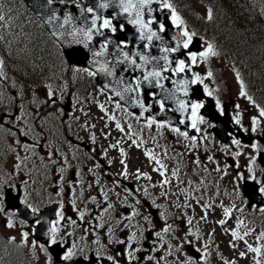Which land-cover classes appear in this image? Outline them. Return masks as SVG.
Segmentation results:
<instances>
[{
	"label": "snow or ice",
	"instance_id": "6c2138e0",
	"mask_svg": "<svg viewBox=\"0 0 264 264\" xmlns=\"http://www.w3.org/2000/svg\"><path fill=\"white\" fill-rule=\"evenodd\" d=\"M64 3L65 0H60ZM54 0H47L48 5H52ZM118 8L117 15L127 18L129 24H131L139 34L140 41L145 42L144 48L150 49L154 41L160 42V51L163 55L156 57L150 56L141 51L128 52L122 49L128 48L127 43H121L117 45L116 58L112 60H105L103 62L96 59V57H103L108 50V44L111 41H106L100 47L99 51H92V65L95 70H89L87 68H77V72L83 71L89 77H97L103 74L104 77L110 78L107 83L103 84L100 88L101 95L111 93L107 96V101L113 104V109L110 110L106 107L105 103L93 99V103L99 109L100 121H103V126L99 129L103 140H109L112 133L111 131H104L109 129L114 124V128L117 133L123 134L126 137V141L123 139H117L116 143L109 144L108 147L117 149L119 152V163L122 166V171L118 175L127 179L130 175L129 165L126 162L128 153L124 147H121L122 143L127 142L129 147L141 148L146 141L139 135L137 129H135L129 119H125L124 123L118 118L117 112H121L124 117L134 119L139 123L145 118V113L152 110V106L145 103L143 99L142 86L147 85L150 88H157L160 90L159 98L157 93L151 94L152 101L158 105L159 113L163 114L166 111L179 112L182 118L179 120L180 125L187 124L191 130L197 134L201 133V125L208 123L205 118L200 114V110L204 108L202 101H193L184 99L189 96L190 85H204V93L207 96H214V93L218 89H209L204 84L205 79L213 77V72L209 70L205 77H201L199 73L193 72V67L199 66V64H207L212 58L218 57L220 52L217 50L216 45L212 42L205 41L206 47L203 51L197 53L187 51L194 43V38L198 36L196 31L190 30L187 22L181 16V14L174 7L171 0H101L97 5L100 9H108L109 6ZM153 5H157L154 8ZM77 8L80 9L81 15L91 14V22L87 27H77L74 25V17L71 14L64 16L62 23H56L61 19L55 12L49 15L45 19V23L53 26L54 30L51 35L56 38L57 41L66 42L69 45L82 44L85 48H88L92 42L93 35H104V31H110L115 34L117 32V26L113 24V18H104L98 15L94 7H81L77 4ZM167 10L170 14V22L176 33L171 37L174 42V46L168 47L163 37L160 35L166 31L165 24L159 22L153 15L154 12H163ZM206 20L208 22L213 21L214 14L211 7L207 8ZM85 20L87 18L85 17ZM99 21V23H98ZM154 25H158V28H154ZM6 16L0 9V27H9ZM70 29V30H69ZM119 30L123 31L124 26L120 25ZM4 37L0 35V40ZM203 40V37H200ZM184 50L187 54V62L184 59L170 60L169 55ZM139 58L140 63L137 62ZM161 61L163 63L161 64ZM175 63V67H173ZM111 65V66H110ZM119 65H125V71L129 69L136 71L139 70L142 76L136 77L134 81L126 82L123 76H117V67ZM151 65V70H147V66ZM6 61L3 57H0V81L7 79L5 74ZM171 73V77H180L186 72L192 73L191 80L187 78L172 79L171 83L173 88L171 90L165 88L163 81L169 80L170 77L164 75V73ZM236 80L239 82V96L246 98L248 102L258 110V116L251 117V132L256 133L260 130L262 120H264V106L259 105L253 97L246 90V85L239 71H236ZM46 96L43 104L56 103V92L51 85L46 84ZM68 90L67 82L60 88L61 97ZM33 95H35L33 93ZM168 102L173 103L175 106L166 108ZM83 101L78 97L76 104H82ZM127 105V106H124ZM51 106V105H49ZM18 107H20L18 105ZM129 107L140 109L139 114H135L129 111ZM216 107L220 115H224V108L219 99H216ZM237 113L233 117V122L239 125L245 132L248 131L244 128L242 121V114L239 111L240 105H236ZM78 111L83 117L90 119L91 110H85L84 107H80ZM61 115H63V109H60ZM11 123L13 125L17 123L23 124L20 128H8L7 131L14 138L11 144L8 145V151L14 155L11 160V170L14 173L24 171L27 167L26 162L30 157L26 153L37 154V149H43L44 144L41 140L44 139V128L46 124L42 125L38 123L40 119L39 110L37 109L35 119L31 114L24 113L23 115L16 113H9ZM75 122L79 123V127L84 131L89 132V139L92 144L97 142L96 132L91 129H96V123L81 122V116L73 115ZM157 130V134L163 138L164 133L161 130L167 129L173 133L177 138H182L184 142V150H176L175 155L169 153V149L165 146L157 153L154 149H144L143 155L147 158V161L153 165L151 171L156 173L158 180H154V177L147 172H143L140 169H136L134 173L137 180H145L149 183L142 185L141 187L130 189L128 187L123 188L124 195H121L120 191H117L121 187L120 181L113 182V187L107 188L100 180L99 175L96 173L97 169H102L104 165L100 160H97L95 156L89 155L88 159L94 161L93 165L87 169V172L94 177V180H90L85 183L83 170L77 169L73 172L74 179L67 180V186L70 190L69 203L72 210L77 213V219L72 217H66L65 204L63 202V194L65 191L64 184L67 178L66 174L69 169L73 168L69 156L60 151L59 149H50L46 155L47 159L58 167V180L54 187H58L56 195L61 197L56 203L59 205L56 211V219L53 221H47L40 216V208L29 203L28 194L26 193L24 199L21 201L32 213L36 219L34 225L39 226L41 224H48V228L45 232L47 236V246L44 244H37V241L31 242V249L34 251L39 247L40 251L45 254V264H53V256L49 249L53 251V246L59 245L64 247L66 241L62 230L64 227L71 226L73 228L80 227L82 224H87L84 228V233L80 237L81 241H84L87 236L92 237V245L95 248L92 250V254H89L88 248L83 243L71 242L70 246L66 247L62 254L58 255V260L65 262V264H121L122 257L124 264H208V258L210 256L209 243L205 241L202 247H196L195 241L203 239L201 229L198 227L201 222H204L206 226H209L210 216L214 211L219 209L222 212V218L214 221L216 225L224 229V232L231 236L229 241V247L235 251L236 241H243L247 247L248 253H254V264H262V257H264V250L262 247H253L246 240V237L251 235L255 229H248L244 219L235 217V227H225L229 224L230 220L234 219V213H243L244 209L239 208L236 203L225 204L223 201H216V197L220 196L219 184L213 181H209L208 177L211 176L212 171L216 173H222L219 176V180H223L229 175L227 171L228 165L221 168L219 163L213 156H207V162L215 165L210 171L207 163L201 160L199 154L192 155L203 147L204 140L207 136L198 137L197 135H190L188 131L181 130L180 127L173 126L172 123L167 121H158L155 116L148 117L146 119L143 128ZM213 125H209L212 127ZM143 128L140 131H143ZM68 130H72V125H68ZM0 131H5L3 122L0 121ZM24 137L25 139H21ZM135 137V138H134ZM29 139L31 142H29ZM67 139V138H65ZM153 143L157 148L161 146L157 142L155 137H152ZM46 142V141H45ZM70 146L72 141H67ZM232 145L237 149L245 147H251L254 153L261 151L260 145L252 143L251 145L242 144L240 139L235 137L231 140ZM19 149V150H18ZM22 150L25 155H21ZM225 153L231 150L225 146ZM207 151V149H205ZM96 149L92 148L90 153H95ZM233 158L240 157L242 151H235L231 153ZM53 156H58L59 159H53ZM108 150L105 148L101 152L102 158H107ZM191 156L190 164L184 163V159ZM5 157H0V161ZM41 162L44 160V156H40ZM72 159H77L75 153L72 155ZM175 161L174 167H169L165 161ZM257 157L251 156L247 167L248 180L255 181L259 185L258 191L261 195H264V180H260L255 172V165ZM112 160H108V166L111 167ZM3 164L0 163V171L3 169ZM47 167V165H45ZM239 164H236V168H239ZM203 168V173L201 172ZM245 181L243 172L237 171L233 177L232 184L234 185L231 193L225 192V195H229L233 198L240 197L239 185ZM27 184V181H22ZM97 189V195H86L85 188L91 190L93 187ZM77 188L80 189L77 192ZM158 190V194L156 191ZM115 197V199H113ZM129 197L134 201L129 203ZM5 199L4 185L0 184V214H4L7 217L5 227L12 229L17 227L14 220L16 216L15 211L6 212L3 207ZM84 204L83 207H78L77 201ZM88 204L95 206L93 210L88 208ZM129 209L130 211H125ZM174 209V211H173ZM199 209V212L197 211ZM261 213H264V207L259 208ZM87 217V219H86ZM198 217V218H197ZM180 221V223H178ZM20 225L27 227L26 221H20ZM183 225V228H182ZM183 229H186L184 231ZM241 229H245L241 233ZM215 227H210L208 232V240H214ZM182 233V235H181ZM123 234V235H121ZM150 234L151 239H149ZM66 235L71 237L73 232H67ZM21 243L25 246L28 245L29 232L24 231L20 233ZM194 238V239H193ZM264 240V232H261L257 236V242ZM145 241L151 245V247L145 246ZM176 241V243H173ZM16 238L11 237L9 243H15ZM113 245L124 246L118 251H114ZM185 245L191 246L193 255H189L187 251H184ZM90 247V246H89ZM218 247V246H217ZM146 253V255H140ZM241 259H245L246 253L241 251L238 253ZM171 258V259H170ZM223 264H237L236 260H228L221 257Z\"/></svg>",
	"mask_w": 264,
	"mask_h": 264
},
{
	"label": "flooded vegetation",
	"instance_id": "af4514ba",
	"mask_svg": "<svg viewBox=\"0 0 264 264\" xmlns=\"http://www.w3.org/2000/svg\"><path fill=\"white\" fill-rule=\"evenodd\" d=\"M164 75H167L172 79L171 73H164ZM151 96V94L149 95ZM215 102V107H216V98H214ZM203 103H205V100H201ZM43 99H41L40 95H33V94H16L12 93L10 95L8 94H0V121L3 122V127L5 131H0V157H5L0 163H2L3 169L0 171V184L4 185V191L7 189H10L12 193V196H15V194H20V202L24 199L25 194H28V200L29 203L33 204L34 206H37L40 208V213H42L44 210L47 208H50V214L46 217H44L45 220L47 221H53L56 219V211L59 208V205L56 203L57 200H60L61 197L56 195V192L58 191V187H54V185L57 184L58 180V167L57 165L52 164L48 159L46 153L50 149H59L60 151H65L66 154L69 156L71 163L73 165V168L69 169L66 176L65 184H64V194H63V202L65 204V215L66 217H72L73 219H77V222H79L77 213H75L71 205L69 203L70 199V190L68 189L67 186V180L68 179H74L73 177V172L77 169L83 170V176L85 183L87 184L88 181L94 180V177L87 172V169L91 167L94 163V161L88 159L89 155L95 156L97 160H100L101 163L104 165L102 169H97L96 173L99 175L100 180L107 188L113 187V182L116 180L120 181L121 187L117 189V191L121 192V195H124L123 188L128 187L130 189H135L138 187H141L142 185H146L149 182L145 181L143 179L137 180L134 175L131 173H134L136 169H140L143 172H147L150 175L154 177V180H158V176L156 173H153L151 171L153 165H151L148 161L147 158L144 156L141 161L140 157V148H135V147H129L128 143H122L121 147H124L125 151L128 153L127 157V163L129 165V172L130 175L127 179L123 178L122 176L118 175L122 171V166L119 163L120 156L119 152L117 149H112L109 148L108 145L116 143L117 139H123L126 141V137L123 136V134L117 133L114 126H110L109 129H104V131H111L113 134L109 138V140H103L102 135L99 132L100 128H96L93 130V132H96L97 134V142L96 144H92L90 139H89V132H84V136H76L74 137H67V140L72 141L71 147H68L67 141H62L58 136L55 137V141H50L48 145H46V140H45V128H44V139L41 140V143L44 144L43 149H37L36 153H26L30 159L26 162L27 167L24 169V171H21L19 173H14L11 170V160L13 157V153L8 151V145L12 143L14 138L11 136V134L7 131L8 128H20L23 127V124L17 123L13 125L11 121V116L8 115L9 113L16 114L19 112V114L23 115L24 113L31 114L32 118L35 119L37 109L39 110V115L40 119L38 120V123L44 125V104L42 103ZM224 112H226L225 118H230L232 123L233 122V117L237 113V108L235 107V104L231 103H221ZM18 105L20 107H18ZM217 109V107H216ZM218 110V109H217ZM219 112V111H218ZM220 115V114H219ZM205 118V117H204ZM219 117L217 118V120ZM205 120L208 122L206 124L201 125V133L195 134L198 137H203L207 136V139L204 140L203 147L200 148L197 152L192 153V155L199 154L201 157V160L204 163H207V166L209 170L211 171L215 165L207 162V156L208 155H213L215 159L219 160L221 157L220 151H221V143L219 141V137L215 135V129H218L217 124L214 121H210L207 118ZM132 123H137L134 119L131 120ZM221 120H219L220 122ZM146 121L139 122V127L138 125L134 127L137 129L139 132V135L146 141L145 144H150L151 149H154L157 153L161 151L163 147H167L169 149V153L171 155H175L176 150H184V142L182 138H177L173 133L168 131L167 129L161 130L164 133V137L161 138L157 134V130L155 129V126L153 129H147L143 128V125L145 124ZM209 125H213L212 127H209ZM143 128V131H140V129ZM247 128L248 131L245 132L241 127V131L246 134V136L243 133H237L233 132V134L230 136V139L228 143L223 144L227 146L231 151L237 150V148L234 145H230L231 140L233 137L240 139L242 144H249L251 145L252 143H257L260 145L261 151L263 150L262 145L259 142V135L256 133L251 132L250 127H245ZM152 137H155L159 145L161 146L160 148H157L156 145L152 141ZM22 140L25 139L24 137H20ZM135 138V137H134ZM29 142L31 140L29 139ZM92 148L96 149L95 153H90V150ZM108 150V156L107 158H102L101 157V152L104 149ZM251 148V147H250ZM207 149V151H205ZM19 150V149H18ZM21 151V155H25V153ZM260 151V152H261ZM75 153V156L77 159H72V155ZM259 153V152H258ZM256 153V154H258ZM44 156L43 162H41L40 156ZM58 156H53V159H56ZM108 160H112V165L111 167L108 166ZM191 161V156H188L184 159V163L190 164ZM220 165L221 168H224L221 166L222 161H217ZM223 162H233L234 161H223ZM165 163L169 165V167H174L175 166V161H168L166 160ZM249 161L245 163V166H240L239 168L234 169L233 173L236 174L237 171L243 172L244 176L248 180V172H247V167H248ZM47 165V167H45ZM201 172L203 173V168H201ZM255 172L257 177L260 180H264V168L261 167L260 165H255ZM222 173H216L215 171H212L211 176L208 177L209 181L216 182L220 185L221 181L224 183H230L229 181L233 180L229 178L228 176L225 177L223 180H219V176ZM232 175V174H231ZM22 181H27V184L23 183ZM251 181V180H249ZM255 182V181H254ZM259 186V185H258ZM80 189L77 188V192H79ZM158 194V190H154ZM85 193L86 195H97V189L94 186L91 190H88L85 188ZM264 196V195H263ZM219 197V196H218ZM218 197H216V201L218 202ZM115 199V197H113ZM231 199V198H230ZM129 203H133L134 201L132 200L131 197H129L128 200ZM24 205V204H23ZM78 207H83L84 204L81 203L79 200L77 201ZM25 206V205H24ZM90 210H93L95 208L94 205L88 204L87 205ZM3 207L6 208L5 203L3 202ZM26 207V206H25ZM27 208V207H26ZM27 210L30 212V210L27 208ZM250 210H259V208H256L255 206H252ZM125 211H130L129 209H125ZM174 211V209H173ZM199 212V209H197ZM11 212V211H10ZM31 213V212H30ZM215 214V215H214ZM214 214L210 216L209 220V225L210 227H215L216 230H220L221 228L214 223L215 221V216L216 219H219L222 217L221 211L217 209L214 211ZM17 215V213H16ZM198 218V217H197ZM36 217H32V221L34 223V220ZM87 219V217H86ZM27 222V221H26ZM180 223V221H178ZM26 231L29 232V235L32 234L33 228L35 225H30L27 222V227L22 226ZM87 227V224H82L80 227L73 228L71 226L64 227L62 230V235H64V239L66 241L64 247H58L59 251H64L66 247L70 246L71 242L75 241L76 243L80 244L83 243L86 248L89 250V254H92V250L95 248V245H92V237L87 236L84 241H81L80 237L82 235H86L84 233V228ZM201 229V234L203 236V239L200 241H195V246L196 247H202L203 243L207 241L210 245L209 247V252L210 256L208 258V264H223V260L221 259V256H219L216 251H217V246L218 244H226L229 243L226 238H220L218 235L214 236V240H208V232L210 231V227L206 226L204 222H201L200 225H198ZM183 228V225H182ZM263 228L264 229V222H262V225L260 226L259 229ZM186 231V229H183ZM67 232H73V235L71 237H68L66 235ZM123 235V234H121ZM149 239H151L150 234ZM182 235V233H181ZM194 239V238H193ZM173 243H176V241H173ZM40 245V244H38ZM90 246V247H89ZM145 246L151 247L150 244L145 241ZM114 251H118L122 249L124 246L120 245H113L112 246ZM39 248V247H37ZM191 246L185 245L184 251H187L189 255V249ZM64 249V250H63ZM140 255H146V253H141ZM118 259H121V264H124V261L122 257H118ZM171 259V258H170ZM60 264H65V262L61 261ZM94 264V261H93Z\"/></svg>",
	"mask_w": 264,
	"mask_h": 264
},
{
	"label": "trees",
	"instance_id": "16d2710c",
	"mask_svg": "<svg viewBox=\"0 0 264 264\" xmlns=\"http://www.w3.org/2000/svg\"><path fill=\"white\" fill-rule=\"evenodd\" d=\"M19 1V0H17ZM178 6L186 8L188 13L191 14V1L192 0H174ZM205 4L213 9L214 19L213 30L223 36L228 45V50L235 56L238 61L243 65L256 66L260 55L264 49V0H202ZM3 13L9 18L11 22H15L17 16L20 18H26L27 25L25 30L33 31L39 34L43 40L39 41V36L34 35L31 38L34 39V43H29L32 47L28 51L27 58L34 59V62L25 65V61L20 54L8 52V57L13 58L14 65L18 67H12L11 72L19 77L22 76H36L43 79L50 74L49 65L54 64L56 57L58 61H61L62 56L59 53L58 47L50 40L44 29L40 26L37 20L27 11L26 8L18 10L12 8V4L8 3L3 10ZM212 28H209L211 31ZM21 31H24L21 25ZM46 37L52 43L53 50H51L50 44L45 45L43 48V41ZM25 40V38H23ZM262 45L263 49L259 47ZM262 50V51H261ZM234 57V58H235ZM11 58V59H12ZM248 69V68H247ZM52 70V69H51ZM3 260H6L7 255L2 253ZM11 264H21L20 260L13 255Z\"/></svg>",
	"mask_w": 264,
	"mask_h": 264
},
{
	"label": "rangeland",
	"instance_id": "374dc122",
	"mask_svg": "<svg viewBox=\"0 0 264 264\" xmlns=\"http://www.w3.org/2000/svg\"><path fill=\"white\" fill-rule=\"evenodd\" d=\"M186 9V8H185ZM200 13V17H204V15H206V11H207V7L204 5H198L197 10ZM196 17V16H195ZM194 17V19H195ZM185 20L187 21L188 24L192 25L191 23L194 24L193 21H190V19L185 18ZM205 45V41H203V48ZM259 47H263L262 45H260ZM219 49V48H218ZM263 49V48H262ZM223 49H219L218 51L221 52ZM212 67H207V64L201 63L199 64V68H195L196 71L201 72L206 70V73L204 75H202L201 77H205L207 75V72L209 70H213L215 71L216 76H219L220 78H217L218 80V84H216L214 86L213 89H218V94H219V98L221 99L222 103H233L235 104V107L237 104L240 105V109L239 111L242 114V121L245 124L251 123V117L252 116H258V110L256 108H253L251 106V104L246 100V98H242L239 96V89H240V85L239 82L236 80V71H239L241 78L243 77V75H248V77H250V75H252L253 78L252 82L254 83L253 85H257L259 86L260 84H263L264 87V69L261 72V78L260 75L258 73H253V72H249V71H244L241 68L238 69L234 66V63L230 60V58L226 55V53H220V55L218 57L212 58L210 60ZM59 71H62V68H59ZM243 79V78H242ZM61 86H63V84H57L58 89L60 90ZM212 89V88H211ZM263 97V96H262ZM245 100V103H244ZM264 101V99H263ZM65 102V100H64ZM63 102V103H64ZM63 105V104H62ZM254 109V110H253ZM48 120L49 124H48ZM46 121L47 124V128L46 131L47 132H55L57 129V127L55 126V122H54V117L50 118ZM55 128V129H54ZM202 130V129H201ZM264 130V120H262L261 125H260V130L259 133H261ZM224 147L221 149L220 153H221V158L223 161V157L225 156V151L223 150ZM242 155L239 157L238 161H243V162H247L250 159V157L252 156V152L248 149V148H244L242 150ZM243 164V163H242ZM230 183H224L221 181V185L225 188H227L226 192L231 193L234 185L231 183L232 181H229ZM239 191H240V197L239 198H233L231 197V200H233L232 202L236 203V205L239 208H243L244 212L243 213H239L236 212L234 213V221H235V217H240L241 214L244 213H248V215H251V217H253L254 215H259L258 211H247L246 209V203L245 200L242 197V192H241V185H239ZM228 196V195H227ZM226 205L228 204V202H224ZM258 220H263L264 221V216H262V218L260 216L256 217ZM15 220V219H14ZM257 220H253V222H256ZM7 222V217L2 214L0 215V228L2 231V234L4 237H6L7 239L10 240L11 237H15L16 238V242L14 243L18 248H20L22 246L21 243V236L20 233H22L20 225H17V227L12 228V229H8L5 227V224ZM251 228V227H249ZM217 234L220 238H224V230H218ZM231 237L230 235L227 234V238ZM248 238V242L251 243H256L257 240H255L253 237L249 236ZM263 242V241H262ZM236 249L235 251L228 250L226 245H222L224 248V254L229 258L234 257L237 261V264H254V258L251 260L249 257L245 258V259H241L238 255L239 252L243 251L246 253V256L250 255V253L247 252V247L244 244L243 241H236ZM264 244V242H263ZM229 245V244H228ZM262 259V264H264V257L261 258Z\"/></svg>",
	"mask_w": 264,
	"mask_h": 264
},
{
	"label": "water",
	"instance_id": "95a60500",
	"mask_svg": "<svg viewBox=\"0 0 264 264\" xmlns=\"http://www.w3.org/2000/svg\"><path fill=\"white\" fill-rule=\"evenodd\" d=\"M24 1L29 3L31 10L34 11L42 19V21L44 23H45V19L49 15H51L53 12H55L58 16L61 17V19L59 21H57L56 23H62L64 16L67 14H71L74 17L73 23L77 27H87L88 24H90V22H91V21L85 20V17L90 18V16H88L87 14L82 16L80 9L74 11L71 5L63 6V5H61L59 3H55V2L52 5H48L47 0H24ZM99 3H100L99 1L94 2L95 10L97 11V14L98 15H107V12L105 9H100L97 7V5ZM77 12L79 13V16L76 15ZM114 12H115V14H117L116 12H119V9L117 8V10H114ZM153 15H154V13H153ZM120 17L124 18V19L118 18L121 20V22L124 23L125 21H127L126 17H124V16H120ZM46 26H47V29L52 33V31L54 30L53 26L48 25V24H46ZM124 35L126 37V41L128 42L129 47H132L133 50L126 48V49H122L123 51H128L130 53L136 52V51H141L143 53H146L147 55L156 56V57L163 55V53L160 51L161 45H160L159 41H154V43L150 49H145L144 48L145 42H142L139 40V38H138L139 34L137 33L136 29L133 26L129 27L127 32ZM160 35L163 37L164 41L167 43V40L164 38V36L162 34H160ZM120 36L121 35L118 34L117 37H107L105 34V31H104V35H102V36L94 34L92 42L88 48H85L82 44L69 45L66 42H62V41H58V42L62 45V47L65 51L66 58L68 59V61L70 63L76 64V65H79L82 67L87 66V67L95 70V68L92 65L93 57H92V51L91 50L99 51L100 47L102 45V41H105V42L111 41V43L108 44V50H107L106 55L103 57H96V59L101 61V62H103L105 60L115 59L114 57H116L115 54L117 53L118 41L121 39ZM167 44H169V43H167ZM190 50L197 52L199 50V42H194L193 45L191 46V48L189 49V51ZM169 59L172 60L170 55H169ZM137 62L138 63L141 62V61H139V58H137ZM161 63H163V61H161ZM151 67H152L151 65L147 66V70H151ZM116 71H117V76H121V75H125L129 71H133V70L129 69L128 71H125V65H119L117 67ZM137 71L139 72V70H137ZM99 77H100V81H101V79L104 76H103V74H100ZM145 89L146 90H148V89L152 90L153 92H155L154 90H158L157 91V94H158L157 97H159V92H160L159 89L150 88V87H147V85H145ZM193 95H194L193 93L190 94V90H189V96L184 97V99L192 100ZM166 105H169L171 107L175 106L171 102H168ZM152 108H153V106H152ZM154 110L152 111V115L155 116L156 119L166 120V121L169 120V116L163 115L159 112L155 113ZM178 115L181 117V119L185 118V117H182L179 112H178ZM179 126L186 128L188 125L187 124H185V125L179 124ZM251 198L253 200H256L255 197H251ZM257 198H259V196H257Z\"/></svg>",
	"mask_w": 264,
	"mask_h": 264
}]
</instances>
